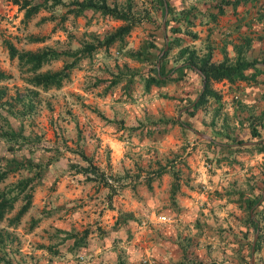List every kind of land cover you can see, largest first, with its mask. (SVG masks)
<instances>
[{
	"label": "rangeland",
	"instance_id": "1",
	"mask_svg": "<svg viewBox=\"0 0 264 264\" xmlns=\"http://www.w3.org/2000/svg\"><path fill=\"white\" fill-rule=\"evenodd\" d=\"M108 1L129 10L131 30L78 58L71 53L103 41L126 21L91 8L75 14L70 11L73 4L41 8L25 19L12 0H0V69L9 74L0 80V156L52 160L34 183L32 204L19 222L8 219L20 198L0 222V257L12 264H251L252 253L246 250L241 258L223 246L250 243L236 231L238 222L244 226L245 215L237 191L264 173L251 171L245 163L238 168L247 156L224 155L209 142L223 141L225 131H232L231 116L223 113L221 103L209 99L192 117L187 115L198 91L195 73L165 85H145L154 65L152 54L170 39L160 27L156 1ZM169 1L178 16L198 4ZM180 24L185 27V21ZM4 38L22 51H63L42 71L77 58L69 78L47 90L29 84V73L9 57ZM186 42L200 54L205 51L199 40ZM177 51V46L169 50L167 66ZM212 86L226 93L220 80ZM176 118L189 126L171 121ZM154 123L158 129L150 131ZM11 129L22 136L11 145L14 151L1 136ZM88 162L104 179L78 171ZM33 171L10 172L0 189ZM94 175L95 180L86 177ZM75 238L84 243L77 246ZM253 256L264 264V235Z\"/></svg>",
	"mask_w": 264,
	"mask_h": 264
},
{
	"label": "trees",
	"instance_id": "2",
	"mask_svg": "<svg viewBox=\"0 0 264 264\" xmlns=\"http://www.w3.org/2000/svg\"><path fill=\"white\" fill-rule=\"evenodd\" d=\"M157 6L160 8L163 20V33L169 37V40L164 41V45L159 48L157 53H153L151 56V62L154 63L152 67V72L145 79V85H165L168 82L181 81L184 80L188 73H195L197 76L198 91L193 100L190 101L189 105L191 108L188 110L187 115L192 117L196 111L203 107V105L209 100L213 99L216 103L223 102L221 100V93L214 89L212 83L214 81L226 79L230 82H234L237 79H248L250 76L245 72L247 68L255 65L256 60H244L235 59L233 61L228 58H224L220 61H216L212 57L210 49L205 50L203 53H199L196 47L192 44L190 45L186 40L194 41L198 38V33L195 30H190V25H196L197 21L203 13V7L201 2L196 5V10L194 7L182 10L181 15L175 14L176 8L169 0H155ZM240 0H226V2L237 3ZM13 3L18 5L19 9L23 10L24 18L29 19L34 16L41 8H46L51 5L61 4V5H75L70 11L75 14L82 13L85 9H95L99 10L103 15L110 16L112 18L125 20L126 23L120 24L115 31L109 33L103 41L97 44H86L83 48L71 53L75 54L76 57H80V53H89L91 50L95 49L100 45H108L112 43L117 38H122L124 34H127L132 27V16L129 14V10L118 5L117 2H109L108 0H71L65 3L63 0H12ZM177 6V5H176ZM221 7V6H220ZM129 8V6H128ZM220 10V8H219ZM195 11V12H194ZM185 21V27L180 24V22ZM169 32V34L167 33ZM34 39H42L34 38ZM9 57L17 58L19 67L25 69L28 72L26 81L38 88L49 89L52 87H61L63 82L67 80L70 76L71 68L75 65L77 58H72V60L63 63L62 67L51 70L46 69L41 70L43 65L50 63L61 57L63 51H60L54 47H43L37 50H19L16 45L7 38L3 39ZM184 43V45H183ZM166 46V47H164ZM177 46L178 51L174 56V63L171 66H167V56L169 50ZM159 61V67L157 62ZM9 77V74L4 70L0 69V80ZM252 77V76H251ZM116 82V80H114ZM243 99V97H241ZM226 116V112H223ZM236 116V115H235ZM254 116V117H253ZM245 114L243 118L237 116L236 121L232 123V126H228V130L225 131V138L223 141L209 140L210 143L214 144L219 152L226 154H235L239 152H251L253 150H264V134L261 127L263 126L262 115ZM175 121L182 126H189L184 123L181 119L176 118ZM150 131L158 129V124L154 123ZM230 125V124H229ZM232 135L229 138L228 134ZM246 133V135H245ZM227 135V136H226ZM10 144L8 148L14 151L15 148L11 145L19 142L22 137L20 132H15L14 130H5L1 134ZM250 141V144L246 142ZM83 153V152H81ZM83 157L85 155L83 154ZM58 156L55 157V160ZM53 160V161H55ZM52 160H47L43 163L32 162L30 160H18L16 158H11L5 160L3 156H0V183L3 182L9 175L10 172L16 169H25L27 171H32L34 173L25 177L18 179L15 183L0 189V222L6 217V213L10 212L14 208L15 202L20 198L22 201L18 207L16 213L8 219L9 223L15 224L19 222L21 216L29 209L32 204V188L36 180L43 176L44 172L47 170V166ZM46 164V165H45ZM74 165V164H72ZM79 172L85 174L93 173L98 174L99 178H103V172L99 171L95 164L88 162L84 166H79ZM92 180H95L94 176H86ZM107 186L111 184L104 180ZM175 184L173 186L174 192ZM247 190V189H246ZM246 190H238L237 194L239 199V208L245 210L244 215V226L247 227L249 223L253 226V232L258 231V238L256 240L254 250L251 251V244H248V252L254 253L255 250L260 248V241L264 235L263 228L261 225V220L264 216V200L259 201L260 193L258 192L249 194ZM245 191V192H244ZM250 212H254L255 215L259 213V217L252 218ZM40 220V216L35 217L31 221V226H34ZM254 220L256 221L254 223ZM123 222L127 226V217H123ZM258 228V229H257ZM1 232V231H0ZM0 236V240H1ZM77 246L84 243L83 239H74ZM3 258L0 257V261ZM4 261V260H3ZM184 263V262H182ZM3 264H12L9 260H5ZM118 264H124L122 261H118ZM185 264H200L199 262H187Z\"/></svg>",
	"mask_w": 264,
	"mask_h": 264
},
{
	"label": "crops",
	"instance_id": "3",
	"mask_svg": "<svg viewBox=\"0 0 264 264\" xmlns=\"http://www.w3.org/2000/svg\"><path fill=\"white\" fill-rule=\"evenodd\" d=\"M197 1L201 2L203 13L197 18L196 27L200 28L199 31L195 29L198 33V38L195 41L199 40L205 50L210 49L212 57L216 61L224 58L231 61L238 58L256 60L255 65L245 70L250 76L248 79H237L234 82L226 79L220 80L226 91L225 94H222L221 99L224 104V112L231 116L230 123H234L237 116L243 118L245 114L262 115L263 126L261 129L264 134V0H240L237 3L226 2V0ZM246 143L250 144V141ZM239 154L242 158V155L247 157L240 160L238 168H241L245 163L251 171L264 173V150H253L252 153L239 152ZM246 158L247 162H245ZM249 181L248 186L242 184L240 189H247L249 194L258 192L259 195L260 193L261 197L258 202L263 201L264 174L261 177L254 176ZM258 215L250 212V216L254 219L258 218ZM238 223L236 224L238 237L250 240L252 251V244L254 240L256 243L258 238L255 234L258 235L259 230L253 232L252 236L254 225L249 223L245 227L241 222ZM223 248L229 252L234 251L240 257L242 253L249 250L248 245L246 247L244 242L236 245L227 243ZM253 257H251L253 264H263V260Z\"/></svg>",
	"mask_w": 264,
	"mask_h": 264
},
{
	"label": "water",
	"instance_id": "4",
	"mask_svg": "<svg viewBox=\"0 0 264 264\" xmlns=\"http://www.w3.org/2000/svg\"><path fill=\"white\" fill-rule=\"evenodd\" d=\"M163 25H164V23H163ZM255 236H257V234H255ZM254 246H255V240H254V242H253V244H252V252H253V250H254ZM252 258H254V257H253V253H252ZM251 264H253V262H251Z\"/></svg>",
	"mask_w": 264,
	"mask_h": 264
}]
</instances>
